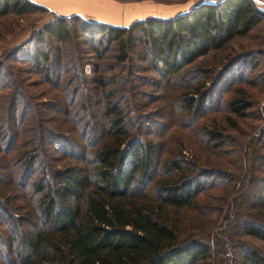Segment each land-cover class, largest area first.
Masks as SVG:
<instances>
[{"label": "trees", "instance_id": "16d2710c", "mask_svg": "<svg viewBox=\"0 0 264 264\" xmlns=\"http://www.w3.org/2000/svg\"><path fill=\"white\" fill-rule=\"evenodd\" d=\"M42 10L47 11L29 0H0V17ZM51 15L31 35L37 49L30 61L50 86L59 88L62 80L67 81V73L77 75L76 88H65L63 94H70L77 106L81 102L98 104L97 140L88 145L79 134L83 144L77 147L61 137L65 145L57 149L65 166L58 170H50L45 159L25 161L20 177L26 178L27 186L38 195V205L31 211L26 209L24 215H15L7 204H1L0 226L5 229L0 232L4 247L0 264H209L215 251L209 241L213 230L201 218L196 220L201 226L195 234L191 227L192 214L208 217L212 212L195 206L200 193L194 187L200 174L197 169L188 171V167L197 163L182 156L162 160L152 141L132 137L125 128L124 112L137 113L138 105L134 111L119 104V88L113 84H122L125 102L128 97L136 98L140 92L131 78L139 64L133 61H147L159 75L179 74L193 61L261 27L264 12L254 0H220L199 3L171 18H146L125 27ZM50 40L57 43L48 44L54 51L52 56L44 51ZM88 57L94 61L88 62ZM108 57L112 63H104ZM57 61L62 62L60 66ZM47 62L52 64L56 80L48 78ZM121 68V81H110L104 73ZM193 92L198 93L199 88ZM251 104L246 96H234L226 107L243 117ZM60 112L67 117L71 111ZM86 126L93 127L88 121ZM208 135L213 141L220 137L213 131ZM91 137H95L94 132ZM233 202L243 205L239 209L254 210L252 215L237 214L235 222L244 236L264 244V196L254 202L244 198ZM234 215L227 213L228 223ZM223 232L218 231L219 238ZM240 248L246 247L242 244ZM241 257L245 264H264V256L257 251L243 250Z\"/></svg>", "mask_w": 264, "mask_h": 264}, {"label": "rangeland", "instance_id": "374dc122", "mask_svg": "<svg viewBox=\"0 0 264 264\" xmlns=\"http://www.w3.org/2000/svg\"><path fill=\"white\" fill-rule=\"evenodd\" d=\"M142 1L173 5L189 0ZM50 18L48 10L0 17V214L1 204H7L9 212L15 215H24L26 209L31 211L37 207L38 195L27 186L28 180L20 177L28 158L45 159L50 170H58L65 166L57 149L64 144L61 137L77 147L83 144L80 135L88 145L97 140L100 111L95 112L98 104L81 102L77 106L70 100V94H63L65 88H76L77 75L67 73V81L62 80L59 88L50 86L43 80L44 74L38 73L30 61L37 49L31 35ZM260 26L222 50L193 61L176 75H159L147 61H133L139 68H133L135 74L131 83L140 94L136 98L127 96L126 102L122 84H113L119 88V104L134 111L138 109L134 114L129 110L124 112L125 128L132 137L152 141L162 160L182 156L186 161L197 163L188 167V171L197 169L200 174L199 184L194 187L200 193L195 206L212 212L208 217L192 214L191 227L195 234L201 226L196 220L201 218L202 223L213 230L209 241L215 251L209 264H245L241 254L249 249L264 256V244L244 236L235 222L237 214L240 217H243L241 214L252 215L254 210L239 209L243 205L233 202L239 198L254 202L255 198L264 196V54L261 53L264 22ZM49 43H57L50 40L45 44L44 51L52 56L54 51L49 50ZM41 58L38 59L40 68ZM88 59V62L94 61L91 57ZM61 63L57 61L56 64L60 66ZM104 63H112L111 57ZM45 67L50 69L48 78L56 80L52 64ZM104 73L110 81L122 80V68ZM124 76L130 77L128 73ZM195 88H199L196 94ZM234 96L251 99L252 104L243 117L229 112L226 107L227 101ZM94 100L97 102L98 96ZM67 110L71 112L65 117L60 111ZM87 121L92 124L91 129L87 128ZM212 131L220 134L217 141L209 139L208 132ZM225 152L229 156L223 157ZM38 168L40 171L41 165ZM227 211L235 213L230 223L226 219ZM1 229L5 228L0 226V232H4ZM218 231H224L220 238ZM242 244L245 249L240 248ZM3 249L0 245V253Z\"/></svg>", "mask_w": 264, "mask_h": 264}, {"label": "crops", "instance_id": "0c3cea01", "mask_svg": "<svg viewBox=\"0 0 264 264\" xmlns=\"http://www.w3.org/2000/svg\"><path fill=\"white\" fill-rule=\"evenodd\" d=\"M59 16H78L97 23L125 27L146 18H171L199 3L220 0H189L182 4L155 5L142 0H29ZM264 12V0H254Z\"/></svg>", "mask_w": 264, "mask_h": 264}]
</instances>
